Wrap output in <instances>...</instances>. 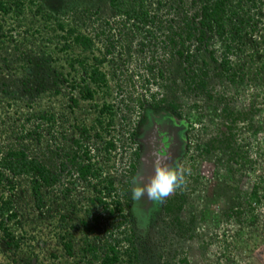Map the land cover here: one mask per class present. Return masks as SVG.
Masks as SVG:
<instances>
[{"label":"trees","instance_id":"16d2710c","mask_svg":"<svg viewBox=\"0 0 264 264\" xmlns=\"http://www.w3.org/2000/svg\"><path fill=\"white\" fill-rule=\"evenodd\" d=\"M260 2L0 0V18H11L6 33L0 23V51L9 53L1 61L9 64L11 58V69L6 64L1 67L11 79L0 82V137L5 136L0 142V241L11 252L3 264H159L154 254L161 241L154 242L150 236L155 211L168 219L165 226L191 230L200 225V213L197 216L187 206L192 198L188 188L162 204L149 201L146 195L139 204L132 201L134 179L140 176L146 183L153 174L151 153L163 147L170 157L168 163L179 166L188 151L189 136L196 132L176 112L173 102H164L162 94L158 101L157 93L145 99L131 98L130 87L129 92L114 82L115 65L105 57L118 55L122 42L127 47L129 26L132 32L150 25L152 31L146 32L151 39H166L168 50L186 64L182 85L159 84L161 89L179 85L187 98L204 93L205 101L213 102L207 90L213 80H243L239 52H245L248 66L260 62L257 70L263 71L260 80L264 81V54L252 55L264 30V21L258 17ZM19 35V44H12L13 36ZM211 39L221 47L217 60L213 50L206 54ZM191 59L199 65L188 71ZM207 59L217 63L216 67H209ZM157 75L162 78L161 71ZM110 82L115 86L113 94ZM220 98L214 102L221 106ZM165 104H169L168 110L163 108ZM228 105L223 103L221 109L227 130L239 121L246 124V112L231 110ZM160 108L167 113L163 120L158 119ZM61 110H67V118ZM133 112L137 115L132 116ZM67 120L72 121L71 139H65L60 129ZM259 130L264 135V125ZM58 136L67 148L60 150L59 162L54 163L39 145L49 147ZM236 156L239 160L242 154ZM228 163L212 169L210 177L216 178L217 170ZM212 180L217 192L223 188L229 194L231 188L232 210L238 208L233 201L243 197L258 200L256 186L239 195L233 181L222 176ZM211 193L205 194L206 202L219 195L212 197ZM182 210L189 225L180 221ZM43 229H48L44 239ZM244 232L238 234L255 240V231L248 232L251 237ZM50 235L54 238L51 249L45 248ZM246 242L241 243L243 248Z\"/></svg>","mask_w":264,"mask_h":264},{"label":"rangeland","instance_id":"374dc122","mask_svg":"<svg viewBox=\"0 0 264 264\" xmlns=\"http://www.w3.org/2000/svg\"><path fill=\"white\" fill-rule=\"evenodd\" d=\"M260 5L261 9L259 11L261 14L258 17L264 21V0H261ZM167 16L170 19H176L174 15L169 14ZM29 18H31L30 15ZM0 23L6 33V29L11 27V18H0ZM128 29L131 35H127V47L122 42L123 46H120L117 50L118 55L114 53L105 57L106 61H112L115 65L116 77L113 79L114 82H120L121 87L127 88L128 91L131 89L130 96L133 99H136V97L145 99L144 97H148L151 93H157L156 101H158L162 94L165 98L164 102H173L176 106V112L180 113L182 118L186 117V120L190 121L194 132H196L189 136L190 138L187 141L188 151L179 162V167L190 170V175H187L188 184L184 190L186 191L188 188L187 190H190L192 194L187 206L188 209L194 210L197 216L200 213V225L194 226L192 228L194 230L165 226L168 219L164 220L161 213L155 211L153 213L155 220L150 227V236L154 242L157 239L160 240L161 244L156 248L154 261H159V264H264V140H262L264 135L259 130L260 126L264 125V81L261 82L260 80V73L263 71L258 72L257 70L260 62L254 61L253 66L252 64L248 66L245 52H239L244 74L241 82L231 83L226 78L213 80V83L210 84L212 85L211 89H207L213 95V102L205 101L204 93L187 98L188 95L181 93L178 89L179 85H182V78L185 79L186 76L182 71L186 64L181 63L173 50H168L166 39L159 38L157 35L155 40L151 39V36L146 32L151 30L150 25L147 24L143 28H139V31L131 32L130 26ZM116 30V28L113 30L114 33H116ZM14 36L15 41L13 40L12 44L18 45L22 37L21 35L18 38ZM256 41L257 44L252 49V55L257 52L258 54L262 53L263 56L264 30L260 33V39L258 36ZM211 50H213L214 57L217 60L221 47L219 43H214L213 39L209 41L206 54ZM6 53L8 52L0 51V82L11 79L8 73L1 71L2 65L6 64V61H1L3 60L1 57L5 56ZM10 60L7 61L9 64H6V68L11 69ZM209 61L207 59L208 63ZM195 64L199 65L198 62L195 63L192 60L191 66L188 65L187 70L193 71L196 69ZM216 65L217 63L211 61L209 63V67L215 68ZM109 70L111 71V69ZM158 71H161V79L157 75ZM145 80H148L149 84H146ZM166 83L172 85L178 83L179 85L178 87H170L172 89H161L159 84L164 85ZM108 87L110 90L112 89L113 94L115 86L112 82ZM145 88L148 89L149 93L145 92ZM218 98L223 99L224 104L228 102L227 107H230L231 110H238L241 113L246 112V124L239 121L233 127L231 126L230 131L227 130L228 125L226 123L228 121L222 119L224 114L221 113L223 103L220 106L217 102H214ZM130 104H127L128 107H131ZM192 105H196L197 108H190ZM163 108L168 110L169 104ZM59 112L63 114V118H67V110ZM157 114L160 120L167 116V113L162 109ZM134 115H137V112L132 116ZM216 115L221 117L217 119L215 118ZM248 123L252 125V128H248ZM70 124H72V121L67 120L60 126L65 139L66 137L68 139L74 138V131H72ZM7 134L6 131L5 135L7 136ZM215 137L218 138L215 139ZM0 138L1 142L5 139V136ZM60 138L58 136V140L49 144V147H46V143L39 145V149L45 150L47 159L54 163L59 162L58 155L62 154L60 150L64 151L67 148L65 140H60ZM220 141L221 145L218 144ZM212 145L217 148L212 149ZM238 146L241 148L237 149ZM159 150L164 151L163 149ZM236 153L242 154L239 159L242 162L245 156L244 163L238 160ZM226 161L229 162V165L218 169L216 178H211L212 169H217L221 163ZM219 176L233 181L235 190L239 195L248 194L252 187L256 186L257 202L249 201L243 197L238 202L233 201V203L238 204V208L232 210V201L229 198L230 195H233L231 188H228L230 189L228 192L232 194H226L223 188L219 189V192H217L216 187L213 188L212 179H217ZM206 193L207 197L209 193L212 194V197L218 193L219 195H215L211 202L206 199V202ZM228 210H232L230 212L231 216L230 214L225 216ZM186 211H188L187 208ZM186 211L182 210L179 217L182 223L189 225ZM42 228L43 226L40 227V229ZM47 230L43 229L41 233L43 239L46 233L48 234ZM244 230L247 235L248 232L253 233L255 231V240L251 239V235H248L251 238L246 240L238 234L244 232ZM243 241H247V247L243 248L241 246ZM53 245L54 238L50 235L45 248L51 249ZM224 245L233 247L227 249L223 247ZM200 250L203 254L200 253ZM10 253L0 241V264L7 261L4 258L8 257ZM46 258H48V255L44 258L45 263L48 262Z\"/></svg>","mask_w":264,"mask_h":264},{"label":"clouds","instance_id":"9594fccd","mask_svg":"<svg viewBox=\"0 0 264 264\" xmlns=\"http://www.w3.org/2000/svg\"><path fill=\"white\" fill-rule=\"evenodd\" d=\"M153 174L148 177L146 183H142L143 178L137 176L131 188L132 201L139 204L143 196L154 203H162L166 198L174 195L178 190L187 187V175L190 170L169 164L170 157L160 150H154L151 153Z\"/></svg>","mask_w":264,"mask_h":264},{"label":"flooded vegetation","instance_id":"af4514ba","mask_svg":"<svg viewBox=\"0 0 264 264\" xmlns=\"http://www.w3.org/2000/svg\"><path fill=\"white\" fill-rule=\"evenodd\" d=\"M163 149V148H162Z\"/></svg>","mask_w":264,"mask_h":264}]
</instances>
